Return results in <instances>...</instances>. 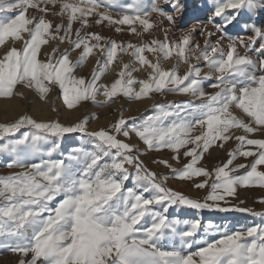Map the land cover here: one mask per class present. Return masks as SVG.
I'll return each instance as SVG.
<instances>
[{
  "label": "snow or ice",
  "instance_id": "snow-or-ice-1",
  "mask_svg": "<svg viewBox=\"0 0 264 264\" xmlns=\"http://www.w3.org/2000/svg\"><path fill=\"white\" fill-rule=\"evenodd\" d=\"M163 3L172 11L160 0H0V99L23 96V86L40 100L58 89L69 111L119 97L153 101V113L139 123L122 108L95 130L88 127L95 115L66 124L22 113L0 122V155L8 169H19L0 174V249L16 254V264H264V224L230 230L169 215L177 206L264 217L229 200L241 187L264 188V21H255L247 38L227 31L239 24L241 9L252 20L264 3L214 0L207 23L193 16L178 35L177 17L191 5ZM93 25L138 39L105 36L90 31ZM93 56L90 74L77 75ZM167 60L175 62L166 68ZM117 64L115 78L102 83ZM145 69L144 78L134 75ZM169 93L188 99H155ZM73 133L88 138L91 150L74 147L54 159ZM133 135L143 149L130 142ZM213 148L226 150L227 159L209 168L204 160ZM162 151L180 167L154 159L168 169L158 173L142 159ZM170 179L206 194L190 196Z\"/></svg>",
  "mask_w": 264,
  "mask_h": 264
},
{
  "label": "rangeland",
  "instance_id": "rangeland-1",
  "mask_svg": "<svg viewBox=\"0 0 264 264\" xmlns=\"http://www.w3.org/2000/svg\"><path fill=\"white\" fill-rule=\"evenodd\" d=\"M264 3V0H261ZM187 3L191 5L188 12L185 14L183 18L177 17V27L173 29L175 35L179 34V30L181 27H188L192 22H194L191 17L195 16L202 20L204 23H207L208 19L212 18L213 16V9H214V0H187ZM161 7L165 9V11L171 12V6L165 5L163 0H160ZM33 10H30L32 12ZM113 15H116V12H113ZM240 22L235 27H228L227 31L228 34L231 36H239L247 38L249 35H252L250 31V26L255 21H264V11H261L257 14H253L252 20L248 19V11L247 9L240 10ZM52 18V17H49ZM155 19V16L153 17ZM216 22H221V18H215ZM76 25H74L75 27ZM165 26H167V22H165ZM257 27L261 25L259 23L256 24ZM90 31L100 32L105 36H110L116 39H123V40H132L133 42L137 41V37L129 34L123 33L118 34L115 33L112 28L107 26H97L93 25ZM249 33V34H248ZM219 35V34H217ZM197 39L203 40L202 37L197 34ZM216 37H213V40ZM67 47V45H61V48ZM2 51V49H0ZM77 56L76 52L72 53V58L75 59ZM124 62H128L131 57L128 55H123ZM96 57H91L86 64L80 68V71H77V75H89L92 68L95 65ZM174 60H167L164 61V67H171L174 63ZM118 64L113 67V69L105 75L102 80L110 75L112 72L118 69ZM135 67V63H133ZM187 65L181 64L180 70H185ZM79 69V68H78ZM77 69V70H78ZM207 70V69H205ZM147 70H142L137 73H134L135 76L138 78H144L145 72ZM112 73V76L114 75ZM142 74L141 77L139 74ZM112 80L115 78L111 77ZM101 80V82H102ZM108 80V82H110ZM206 91H212V89L208 86V83L205 84ZM19 92H22L23 96H16L11 100L0 99V122H6L15 119L22 113L31 114L34 118L38 120H50V119H59L63 123H72L79 119H82L85 116L91 117L95 115V119H90L88 127L90 130H95L102 126H107L109 123L113 122L115 119L118 118V115L123 108L125 117H136V122L139 123L144 116L151 115L153 113L152 110V100H143V101H134L128 100L123 97H119L115 100L114 103L107 104L104 106H99L96 104L89 102H83L79 107L74 110L69 111L62 102V99L59 97V90L54 89L47 100H40L37 94L34 91H31L23 86H19ZM99 100H103L104 97L99 98ZM155 99L159 102H167L169 100H174L177 102L183 101L188 99L185 96H179L175 94H166L165 96L161 97L157 95ZM139 103V104H138ZM55 108L57 111H53L52 109ZM131 123V121H130ZM18 135V134H17ZM4 141H0L3 143ZM131 143L137 144L141 149H143V144L138 140V138L133 135L130 140ZM234 146V142L229 143L227 145L228 148ZM74 147H84L88 150L92 148V142L88 138L81 139L79 133L73 134H66L61 149L54 154L53 158L58 159L66 156L70 150ZM171 153L167 151L162 152H149L146 153L142 159L148 165L149 168L157 171L158 173H167L168 169L164 168L160 164H154L152 161L154 159L164 158L169 159L171 163L174 164L176 167H180V164H176L175 161L170 159ZM226 150L213 148L210 154H208L204 160V164L209 167H215L223 160H226ZM8 160L6 156L0 155V174H7L11 171H19V169H8L6 167ZM183 162V159H182ZM236 163H250L249 160H244L243 158H238ZM264 170V169H262ZM243 170H241L242 172ZM202 179V178H201ZM198 182V181H197ZM169 185L175 189L181 190L193 197H203L206 194L207 189L205 190H198L192 186L191 182L187 181H180L175 179L169 180ZM128 187L132 186L131 181L127 182ZM264 197V188L253 186V187H241L238 189V194L235 197L229 198L232 204H239L240 201H243V204H240L241 207H251L255 211L264 212V203H260L259 198ZM170 217H179L180 219H194L199 218L202 220L203 223H207L211 221L213 224L218 225L223 229L227 226L230 230H235L241 226H253L256 224H264V217L253 216L249 213H243L238 211H231V212H220L217 210H194L187 207H177L173 206L169 210ZM212 238V237H209ZM218 238V235L215 236ZM18 260V256L16 254L11 253L5 249H0V264H16Z\"/></svg>",
  "mask_w": 264,
  "mask_h": 264
},
{
  "label": "bare ground",
  "instance_id": "bare-ground-1",
  "mask_svg": "<svg viewBox=\"0 0 264 264\" xmlns=\"http://www.w3.org/2000/svg\"><path fill=\"white\" fill-rule=\"evenodd\" d=\"M249 34V33H248ZM250 36V35H249ZM198 38V37H197ZM77 71H80V68L77 70ZM112 73H114V72H112ZM112 73L110 74V75H108V76H106L103 80H102V83H105V82H108V80H112V78L111 77H114V75L112 76ZM140 75V77H141V73L139 74ZM137 87H138V85H137ZM103 96H99V98H102ZM139 104V103H138Z\"/></svg>",
  "mask_w": 264,
  "mask_h": 264
}]
</instances>
